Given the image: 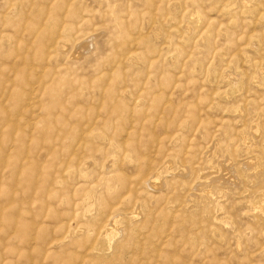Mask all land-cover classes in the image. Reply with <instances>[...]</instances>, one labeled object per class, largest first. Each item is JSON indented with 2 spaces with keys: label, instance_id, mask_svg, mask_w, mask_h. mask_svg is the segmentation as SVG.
<instances>
[{
  "label": "rangeland",
  "instance_id": "1",
  "mask_svg": "<svg viewBox=\"0 0 264 264\" xmlns=\"http://www.w3.org/2000/svg\"><path fill=\"white\" fill-rule=\"evenodd\" d=\"M0 264H264V0H0Z\"/></svg>",
  "mask_w": 264,
  "mask_h": 264
},
{
  "label": "bare ground",
  "instance_id": "2",
  "mask_svg": "<svg viewBox=\"0 0 264 264\" xmlns=\"http://www.w3.org/2000/svg\"><path fill=\"white\" fill-rule=\"evenodd\" d=\"M185 33H187L188 37L190 36L191 34V30L189 27H185ZM223 163L221 164L220 167H223L222 169V172H218L217 175L215 177H213L212 181H223V182H229L231 179H232V172H231V169L229 167H226L224 168V166H222ZM214 170H218L216 168H214ZM222 183V182H221ZM151 185L153 186V188L157 187L156 184H152ZM116 212L114 211L113 214H112V217L110 218V224L109 226H111V229L114 228V225H115V217H116Z\"/></svg>",
  "mask_w": 264,
  "mask_h": 264
}]
</instances>
